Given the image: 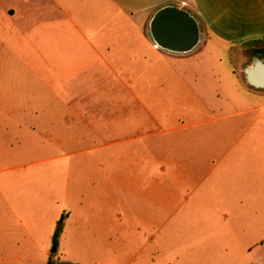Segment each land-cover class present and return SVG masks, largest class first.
Here are the masks:
<instances>
[{"label": "rangeland", "instance_id": "1", "mask_svg": "<svg viewBox=\"0 0 264 264\" xmlns=\"http://www.w3.org/2000/svg\"><path fill=\"white\" fill-rule=\"evenodd\" d=\"M6 48L0 40V50ZM235 52L236 58L222 53V87L201 89L200 96L171 71L196 55L160 52L148 56L146 66L134 64L132 57V83L146 84H133L125 99H119L123 93L117 87L104 89L106 93L100 87L98 99H62L58 68L26 71L9 55H0V161L27 166L0 177V202L5 185L7 199L21 207L20 216L5 218L13 224L20 218L31 224L40 220L47 227L49 213L83 211L67 226L70 238L61 247L51 246L56 250L52 264H264V136L259 151L251 150L255 136L264 133L263 110H252L264 99L240 97L235 65L241 62L244 68L254 53ZM209 93L219 99H208ZM231 95L236 99H227ZM62 138L73 146L71 151L59 146ZM210 145L220 147L209 151ZM181 156L188 165L172 168ZM107 161L115 183H102L100 165L106 171ZM85 162L94 165L85 164L79 179V163ZM68 173L77 179L68 181ZM19 175L29 179L24 185L18 180L17 189L11 180ZM103 188L114 195L113 201L101 197ZM79 190L88 199L78 200ZM107 214L108 230L101 226ZM44 240L36 242L42 247ZM39 250L7 253H33L38 260ZM7 258L0 251V264Z\"/></svg>", "mask_w": 264, "mask_h": 264}, {"label": "crops", "instance_id": "2", "mask_svg": "<svg viewBox=\"0 0 264 264\" xmlns=\"http://www.w3.org/2000/svg\"><path fill=\"white\" fill-rule=\"evenodd\" d=\"M168 6H175L192 13L198 19L202 32L201 47L196 49L202 51V55H196L198 51L187 55L174 54L175 56L196 55L194 58L190 57L192 59L190 64L172 67L174 77L176 75L183 83L188 80L191 83L192 93L200 96L201 89L222 87V79L226 71L222 53L226 51L236 58L235 51L246 49L253 51L252 59L244 68L241 62L237 64L238 66L235 65L233 74L241 90L240 97L264 99V89L251 87L245 77V70L252 66L256 59H264V53H262V50L264 51V0H0V40L8 45V48L0 50V55H9L12 63L24 67L26 71L49 73L51 68H58L62 80V93H65L62 99H98L100 87L103 93H106L104 89L108 87H117L123 93L119 99H125L130 96V88L133 84L139 88L146 84L142 81L138 84L132 83L130 79L132 57L134 64L144 63L146 66L148 56L167 52L157 48L150 31L148 34V29L154 15ZM187 69L191 71V74L184 73ZM244 90L245 95H243ZM217 93L219 95L220 92ZM211 96L212 93L208 99H219L220 95L216 98ZM227 99H236V97L232 98L231 95ZM262 110L264 112V101L252 111L260 113ZM2 112L12 117L8 112ZM200 114L201 111L198 116ZM92 117L93 120H98L96 115ZM262 117L263 115L259 116L258 121L262 120ZM22 129L23 127L19 128V130ZM59 132L60 130L55 131V133ZM71 132L74 131L69 133ZM106 132L108 134V129ZM64 133L65 130L62 129V134ZM95 133L99 135V130L96 129ZM260 134L255 136L253 142L251 141L253 146L251 150L256 152L259 151L257 146L261 144L260 136L262 139L264 136V133L260 132ZM111 145H114V141ZM59 146L67 151L73 148L63 138ZM218 147L220 145L207 146L209 151H216ZM190 148L192 146L186 147L187 150ZM181 158L172 162V168L176 166L183 169L188 165L186 156ZM62 159H64L63 156ZM113 162L114 160L112 164ZM64 164L62 167H65ZM79 164L82 169L79 179H82L86 173L83 170L85 164L86 167H92L94 164L90 162ZM100 167L105 175L102 183H115V175H111L108 171L109 161L106 162V171L104 165ZM25 169H27L25 165L14 166L11 162L0 161L2 179H5L8 174ZM66 178L68 181H75L77 176L70 177L68 173ZM28 179V175H19L12 178L11 183L14 182L19 189L18 180H21V185H24L25 180ZM99 182L101 183V180ZM5 188V185L1 187L3 201L0 202V216L3 217L1 221L4 223L0 224V251L9 255L10 258L1 262L3 264H49L52 254L51 246L59 221L64 217V228L59 238L61 247L70 238L67 226L75 219L82 218L83 211L81 214L77 213V216L76 213L69 214L68 210L58 209L56 213L48 214L50 220L47 227L40 224V220H34L39 224H31L28 218H20L17 224H13L5 217L14 214L20 216L21 207H16V202L7 199ZM17 194L24 199L20 191ZM100 195L105 200L114 198L113 194H109L108 188H103ZM78 197L81 202L88 199L81 190L78 191ZM9 205H15V208H8ZM106 212L109 213V210ZM29 215L30 213L27 212L26 216L29 217ZM109 216L107 214L101 219L103 222L101 226L107 230L110 229ZM37 239H45L42 247L36 242ZM16 248H42L39 250L41 258L34 259L33 253H26L25 256L12 251L7 253L8 249ZM94 264L102 263L98 260Z\"/></svg>", "mask_w": 264, "mask_h": 264}, {"label": "water", "instance_id": "3", "mask_svg": "<svg viewBox=\"0 0 264 264\" xmlns=\"http://www.w3.org/2000/svg\"><path fill=\"white\" fill-rule=\"evenodd\" d=\"M149 31L157 48L176 55L190 54L201 43L198 19L189 11L175 6L160 9L152 18ZM245 77L251 87L264 89V59H256L245 70Z\"/></svg>", "mask_w": 264, "mask_h": 264}, {"label": "trees", "instance_id": "4", "mask_svg": "<svg viewBox=\"0 0 264 264\" xmlns=\"http://www.w3.org/2000/svg\"><path fill=\"white\" fill-rule=\"evenodd\" d=\"M63 221H64V217L59 221V223L57 225L56 232L54 235V241H53L54 248H58V246H59V238H60L61 233H62ZM49 264H52V263L50 262Z\"/></svg>", "mask_w": 264, "mask_h": 264}]
</instances>
